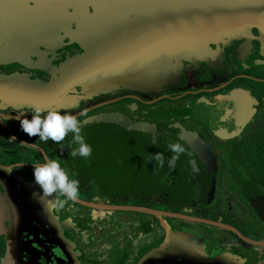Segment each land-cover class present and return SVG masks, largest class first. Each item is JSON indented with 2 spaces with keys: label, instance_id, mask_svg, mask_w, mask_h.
Instances as JSON below:
<instances>
[{
  "label": "flooded vegetation",
  "instance_id": "af4514ba",
  "mask_svg": "<svg viewBox=\"0 0 264 264\" xmlns=\"http://www.w3.org/2000/svg\"><path fill=\"white\" fill-rule=\"evenodd\" d=\"M171 1L0 0V77L59 91L41 108L9 100L0 84V114L67 111L93 149L73 158L71 133L45 143L17 119L0 121V264H264V0H244L237 14L228 0L220 18L217 0ZM116 54L184 57L155 90L62 75L77 56ZM160 65L168 73L169 60ZM173 142L186 153L170 170ZM156 152L163 168L150 160ZM46 157L79 181L63 209L34 181Z\"/></svg>",
  "mask_w": 264,
  "mask_h": 264
},
{
  "label": "water",
  "instance_id": "95a60500",
  "mask_svg": "<svg viewBox=\"0 0 264 264\" xmlns=\"http://www.w3.org/2000/svg\"><path fill=\"white\" fill-rule=\"evenodd\" d=\"M155 2V1H154ZM171 2H178L174 0ZM228 0H217L215 10L217 18H220V13L226 10L225 3ZM230 2V0H229ZM244 0H232V12L239 13L241 11ZM154 12H161L154 10ZM184 12V11H183ZM181 10H169L170 19H181ZM127 55L128 61L124 63L122 61L124 54H116L115 62L99 61H85L80 55L77 56L71 63L64 66L67 68L62 71V75L70 73L72 82L74 85L90 84L94 88L98 89H113L117 86L131 87L128 84H136L137 87L146 90H155L167 81L172 79L171 65L172 58L179 59L182 54H133ZM185 55V54H184ZM152 56L154 63L152 68L148 65ZM187 56V55H186ZM169 60L168 73L162 71L159 62ZM128 66V68H125ZM0 84L8 85L9 88L7 97L9 100H15L20 102H29L30 105H50L55 103L56 97H58L59 91L51 89L48 84H44L41 81L28 80L20 76L12 75L6 77H0ZM39 105V106H40ZM39 106H37L39 108ZM41 108L45 106H40ZM120 209H128V207H117Z\"/></svg>",
  "mask_w": 264,
  "mask_h": 264
},
{
  "label": "clouds",
  "instance_id": "9594fccd",
  "mask_svg": "<svg viewBox=\"0 0 264 264\" xmlns=\"http://www.w3.org/2000/svg\"><path fill=\"white\" fill-rule=\"evenodd\" d=\"M28 112L31 113V119L24 115L25 111H21L16 112L15 117L0 114V121H7L9 118L17 119L21 129L28 136H37L45 143L51 140L60 144L71 133V143L78 145V147L72 148L69 155L73 158L77 156L85 159L91 157L92 146L86 142L83 126L75 115L56 109H50L45 113L42 109L37 108L34 111L28 110ZM10 139L15 140V137ZM157 143V137L153 136L152 144L156 145ZM31 146L35 147V145ZM168 150L173 154L167 159V167L173 170L176 168L181 155L186 153V148L180 142H173L168 145ZM150 160H154L160 168L165 166L166 158L162 152H156L150 157ZM188 164L193 175L199 173L200 169L196 159L188 160ZM33 177L42 196L47 198V205L52 208L63 209L68 201L75 202L80 195L79 181L75 178V173L70 172L66 167H62L57 158L46 157L44 162L33 165Z\"/></svg>",
  "mask_w": 264,
  "mask_h": 264
}]
</instances>
